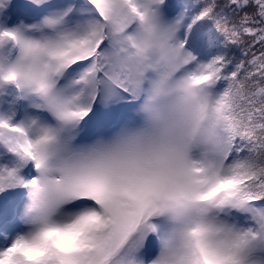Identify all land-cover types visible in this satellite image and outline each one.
I'll use <instances>...</instances> for the list:
<instances>
[{
    "label": "snow or ice",
    "instance_id": "1",
    "mask_svg": "<svg viewBox=\"0 0 264 264\" xmlns=\"http://www.w3.org/2000/svg\"><path fill=\"white\" fill-rule=\"evenodd\" d=\"M0 264H264V0H0Z\"/></svg>",
    "mask_w": 264,
    "mask_h": 264
},
{
    "label": "trees",
    "instance_id": "2",
    "mask_svg": "<svg viewBox=\"0 0 264 264\" xmlns=\"http://www.w3.org/2000/svg\"><path fill=\"white\" fill-rule=\"evenodd\" d=\"M174 2H179V0H174Z\"/></svg>",
    "mask_w": 264,
    "mask_h": 264
}]
</instances>
